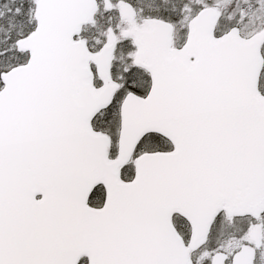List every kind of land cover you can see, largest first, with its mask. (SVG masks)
<instances>
[{
	"label": "snow or ice",
	"instance_id": "6c2138e0",
	"mask_svg": "<svg viewBox=\"0 0 264 264\" xmlns=\"http://www.w3.org/2000/svg\"><path fill=\"white\" fill-rule=\"evenodd\" d=\"M0 264H264V0H0Z\"/></svg>",
	"mask_w": 264,
	"mask_h": 264
}]
</instances>
